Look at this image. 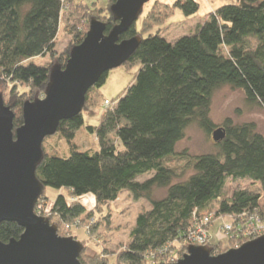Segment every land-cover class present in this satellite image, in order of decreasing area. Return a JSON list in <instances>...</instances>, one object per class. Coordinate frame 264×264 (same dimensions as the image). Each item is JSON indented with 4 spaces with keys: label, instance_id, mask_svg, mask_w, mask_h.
<instances>
[{
    "label": "trees",
    "instance_id": "obj_1",
    "mask_svg": "<svg viewBox=\"0 0 264 264\" xmlns=\"http://www.w3.org/2000/svg\"><path fill=\"white\" fill-rule=\"evenodd\" d=\"M105 2L107 32L117 21L109 11L114 0ZM156 7L151 6L140 32L134 23L119 37H140L138 47L124 62L139 68L117 99L103 107L98 124L86 127V135L96 146L81 149L76 139L84 125L83 111L95 105L94 101L88 105L89 93L97 91L107 73L87 91L82 111L61 121L53 134L68 145V156H59L53 145L47 148L45 137L43 158L35 172L43 185L40 199L44 188L50 187L66 190L73 198L90 195L96 205L114 201L123 190L150 203V209L137 215L127 247L116 255L124 264H144L149 254L165 255V249L181 241L189 245L187 237L204 215L212 214L211 225L218 217L228 219L224 223L234 226L233 237L226 236L229 243L242 242L243 233L234 235L246 227L241 215L256 211L264 217V133L252 122L234 123L226 118L217 125L210 117L212 96L224 86L241 90L247 103L264 108V0L222 5L196 25L192 34L173 42L160 34L169 15ZM163 8L171 12L180 9L191 16L199 5L196 0H175ZM63 9L64 0H0V75L5 80L44 92L54 64L40 67L31 60L55 56ZM100 10L97 12L103 13ZM76 30L71 32V48L87 31ZM70 49L55 64L63 67ZM23 102L18 98L8 105L14 113V128L22 123ZM191 124L207 135L216 128L224 130V138L214 143L215 152L190 155L175 151ZM146 174L150 176L138 181ZM227 179L249 180L260 189L241 188L227 195ZM156 188L166 189L165 196L153 198ZM212 203H218L214 212ZM51 212L60 224L72 223L86 211L79 202L68 203L63 195H57ZM22 231L15 222H1L0 241L17 239ZM208 246L212 254H218L224 245L218 241ZM84 250L83 244L81 264H107L101 257L87 262Z\"/></svg>",
    "mask_w": 264,
    "mask_h": 264
},
{
    "label": "water",
    "instance_id": "obj_2",
    "mask_svg": "<svg viewBox=\"0 0 264 264\" xmlns=\"http://www.w3.org/2000/svg\"><path fill=\"white\" fill-rule=\"evenodd\" d=\"M148 1L114 0L109 11L117 23L107 32L104 22L91 18L65 65L51 67L43 97L23 102L20 126L14 128V113L0 97V223L15 222L23 228L17 239L0 241V264H81L83 244L72 236H59L56 225L34 213L43 189L35 173L43 158L42 142L61 121L82 111L87 91L102 74L121 66L136 50L140 37H119ZM224 136L222 128L211 133L214 143ZM170 264H264V234L216 255L210 247L190 245Z\"/></svg>",
    "mask_w": 264,
    "mask_h": 264
},
{
    "label": "rangeland",
    "instance_id": "obj_3",
    "mask_svg": "<svg viewBox=\"0 0 264 264\" xmlns=\"http://www.w3.org/2000/svg\"><path fill=\"white\" fill-rule=\"evenodd\" d=\"M174 1L149 0L144 4L142 12L135 22V28L140 32L141 23L154 4L157 6L156 9L162 11V14L169 15L168 17L166 16L167 18L160 26V34L168 41L173 42L183 35L192 34L196 25L203 22L208 14L215 9L225 4L237 2V0H196L199 5L198 11L194 15L185 16L180 9H175L171 12L172 10L163 8L165 3L172 4ZM98 9H101L103 13L99 14L97 12ZM106 15L105 0H64V9L60 17V25L54 46L55 56L45 55L43 57H36L31 62L40 67H51L71 48L72 31L75 32L77 31L76 29L85 28L87 30L90 17H96L103 22V18ZM27 63L29 61L24 64ZM138 68L137 64L129 65L123 63L121 66L109 70L104 83L96 88L97 91L92 90L89 93L88 105H91L90 103H93V101L95 105L98 104L91 108L89 106L83 111L84 125L78 131L76 139L81 149L96 146V141L92 142V139L87 136L89 134L86 132V127L98 124L99 116L104 110L103 107L110 105L111 102L117 99L119 93L133 80ZM0 97L4 104L8 106L9 104H14L18 98L24 101L42 98L43 92L32 89L21 82L5 80L0 75ZM210 117L217 125L222 124L226 118H230L234 123L252 122L258 131L264 133V108L256 104L247 103L241 90L233 89L229 86H224L214 92ZM44 143H46L45 146L47 148L53 145L55 147L54 151L59 156L64 157L69 154L68 145L64 140L58 139V134L47 136ZM183 150L190 155H199L215 152L216 148L211 135H207L196 124H191L186 128L183 138L175 145L176 152ZM149 176L150 174L143 175L138 178V181H142ZM241 188L253 191L260 189L257 184H251L249 180L230 181L227 179L224 191L225 194L229 195L232 190ZM43 193L45 198L42 197L40 199L42 195L38 198L34 205V213L38 216L51 219L49 221L51 224L56 225L59 236H72L83 243L85 245L83 257L86 258V261L101 257L106 260L107 264H124L116 260V255L127 247L130 241L129 233L134 227L137 215L147 211L151 207L146 199H134L127 190L121 191L114 201L106 205H96L90 195L73 198L66 190L45 187ZM165 193L166 189L156 188L153 190L152 196L153 198L160 199L165 196ZM57 195H63L68 203L79 202L85 208V214L72 221V223L61 221L60 224H57V219L51 215V207ZM217 205L218 203H212L210 205L211 211H216ZM226 221H228L226 217H218L212 225H209L211 226L209 234L211 236L210 243L215 244L220 239L224 246L220 250L218 249V251L222 252L229 248H235V245L238 244L236 243L237 241L229 243L227 237L221 234L222 232L220 233V237L217 234L218 231L220 232V226ZM244 242L246 241L242 243ZM183 243L182 241L181 243H175L168 249L169 251H164L165 255L162 253H157L153 256L149 254L147 259L151 261L148 260L144 264H161L160 262H164V264L175 263L187 253L186 247L190 246ZM242 243H239L237 246H240ZM208 245L203 246L209 247Z\"/></svg>",
    "mask_w": 264,
    "mask_h": 264
},
{
    "label": "built area",
    "instance_id": "obj_4",
    "mask_svg": "<svg viewBox=\"0 0 264 264\" xmlns=\"http://www.w3.org/2000/svg\"><path fill=\"white\" fill-rule=\"evenodd\" d=\"M239 218L240 221L246 224V227L243 228V230H239V231H236L235 228L236 234L234 235L237 236L243 233L244 235H242L243 237L241 238L242 242L256 239L257 237L264 234V217L261 218L256 211L252 213L246 212L243 215H241ZM211 219H212V214H208L202 216L197 221L195 227L187 237V242L189 245L203 246L210 244L211 236L209 235L210 234L209 225ZM219 230L220 233L222 232L221 234H223L224 236H229L234 232V231L232 232V230H234V226L231 223H224ZM229 237L232 238L233 235ZM236 241H237L236 243H238V239ZM237 245H239V243L236 244L235 247H238ZM166 250L167 249H165V251Z\"/></svg>",
    "mask_w": 264,
    "mask_h": 264
},
{
    "label": "crops",
    "instance_id": "obj_5",
    "mask_svg": "<svg viewBox=\"0 0 264 264\" xmlns=\"http://www.w3.org/2000/svg\"><path fill=\"white\" fill-rule=\"evenodd\" d=\"M205 19H206V18H205ZM205 19H204V20H205ZM204 20H203V22H204ZM201 23H202V22H201ZM217 234H218V235H219V237H220V232H219V231H218V233H217ZM218 240L220 241V239H218ZM218 240H217V241H218Z\"/></svg>",
    "mask_w": 264,
    "mask_h": 264
}]
</instances>
